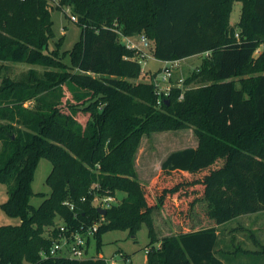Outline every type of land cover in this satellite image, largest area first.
<instances>
[{
  "label": "trees",
  "instance_id": "16d2710c",
  "mask_svg": "<svg viewBox=\"0 0 264 264\" xmlns=\"http://www.w3.org/2000/svg\"><path fill=\"white\" fill-rule=\"evenodd\" d=\"M236 2L242 9L232 25ZM54 9L72 11L82 27L79 41L64 53L61 41L49 50ZM119 33L145 35L161 62L209 55L187 73L183 99L174 87L159 105L153 82L159 72L142 81L149 71L142 73ZM261 44L264 0H61L58 8L47 0H0V183L10 185L1 207L21 221L0 227V264H109L99 256L43 257L61 226L86 231L101 217L105 223L89 241H96L98 254L103 232L134 235L146 224L147 264H237L233 240L217 228L159 239L153 213L172 197L190 200L186 194L198 186L219 221L264 209V51L255 56ZM7 63L30 70L15 79ZM243 74L253 77L239 79ZM81 111L90 115L85 124L77 119ZM187 128L199 145L166 157L161 171L171 178L162 179L160 190L153 184L154 200L138 180L140 140ZM41 158L52 163L51 194L35 208L32 183ZM116 191L126 197L100 215L96 197ZM242 252L261 257L264 247Z\"/></svg>",
  "mask_w": 264,
  "mask_h": 264
},
{
  "label": "rangeland",
  "instance_id": "374dc122",
  "mask_svg": "<svg viewBox=\"0 0 264 264\" xmlns=\"http://www.w3.org/2000/svg\"><path fill=\"white\" fill-rule=\"evenodd\" d=\"M242 9V3L233 4L230 16V23L235 25L239 19ZM72 11H64L54 9L52 11L53 33L54 37L49 42V50L58 47L61 53L70 51L79 41L82 27L76 22H72L70 16ZM256 56V55H255ZM204 56L197 55L187 59L185 63V72H192L195 67L201 64ZM65 61L69 62L70 57L67 55ZM7 74L15 79L22 76L30 70L28 65L7 63ZM164 63L158 60H149L146 69L149 71L142 81L149 82L152 72H157ZM2 72L0 73V75ZM253 75L243 74L239 79L249 80ZM67 97L70 93L66 90ZM34 102H27L26 106H32ZM88 113V112H87ZM81 111L77 119L80 123L85 124L90 115ZM199 145L198 136L193 128L171 130L166 132H152L142 136L140 144L135 154V167L138 180L149 187L150 195L155 199L156 194L153 190V184L160 190V183L164 178L161 171L162 162L166 157L177 150L185 148H197ZM52 171V163L47 158H41L35 172L32 189L35 196L31 199V204L38 208L42 202L51 194V188L46 180ZM171 178V177H170ZM169 177H165V183H169ZM158 181V182H157ZM10 185L0 183V227L9 225H19L20 219L10 217L3 209L4 204L9 199ZM190 189L188 194L191 195L190 200H184L183 196L173 198L166 206L158 207L153 213V222L156 235L159 239L164 237L178 235L201 228L215 227L219 230L221 237H226L231 242L232 249H237V264H264V255L254 257L244 254L243 250H258L264 247V209L255 212L240 214L236 217L231 216L229 220L219 221L215 216L211 215L212 205L210 201L202 197L203 188ZM185 195V194H181ZM116 202L119 203L126 197V194L116 191ZM193 199H199L195 202L190 210L189 206ZM100 204L103 209L105 205L99 200L96 204ZM113 205V204H112ZM107 209V208H106ZM251 233L253 236L251 237ZM253 238L260 241L257 245ZM102 246L97 252V244L94 240L89 249L88 258L101 257L108 261L109 264H147L148 253L146 250L151 247V237L149 228L143 224L136 234L130 235L126 230H110L101 234ZM160 241V240H159ZM161 242H157L155 247L159 248ZM125 255L126 257H123Z\"/></svg>",
  "mask_w": 264,
  "mask_h": 264
},
{
  "label": "built area",
  "instance_id": "2783aa9c",
  "mask_svg": "<svg viewBox=\"0 0 264 264\" xmlns=\"http://www.w3.org/2000/svg\"><path fill=\"white\" fill-rule=\"evenodd\" d=\"M48 3L55 8L60 7L61 0H47ZM67 11H69L67 9ZM70 19L72 22H78V17L76 15H71ZM120 34L122 43L126 46L127 49L134 51L135 61L141 65V71L145 74L148 70L146 66L149 63V60L155 59L153 55V42L147 38L145 35H140L137 38L126 37ZM236 38H239V35L236 34ZM264 51V44H261L255 51V55L258 56ZM209 55V52L202 54L206 57ZM187 59L176 60V61H165L163 67H160L158 70L159 74L156 76L153 81L159 94L158 104L160 105L163 100L169 96L171 90L174 87H179L182 89L180 99L184 97V91L186 88V78L187 73L185 72V63ZM101 201L105 205V209L109 208L114 202H116V197L105 196L103 198L96 197L95 203ZM98 208H101V205L97 204ZM105 223V218L101 217L99 221L94 223L88 230L76 229L71 230L67 229L65 226L60 227L59 238L53 243V246L49 252L44 253L43 257H66L69 259H86L88 258V253L91 245L89 241L93 240L97 234L100 225ZM148 252V249L146 250Z\"/></svg>",
  "mask_w": 264,
  "mask_h": 264
},
{
  "label": "water",
  "instance_id": "95a60500",
  "mask_svg": "<svg viewBox=\"0 0 264 264\" xmlns=\"http://www.w3.org/2000/svg\"><path fill=\"white\" fill-rule=\"evenodd\" d=\"M166 103H167V104H169V103H170V101H169V100H166ZM98 212H99V214H100V215H103V216H105V215H106V213H107V210H106V209H101V208H98Z\"/></svg>",
  "mask_w": 264,
  "mask_h": 264
},
{
  "label": "crops",
  "instance_id": "0c3cea01",
  "mask_svg": "<svg viewBox=\"0 0 264 264\" xmlns=\"http://www.w3.org/2000/svg\"><path fill=\"white\" fill-rule=\"evenodd\" d=\"M202 229V228H201ZM200 230V229H199ZM193 231H197V230H193ZM190 232H192V231H190ZM187 233V232H186ZM218 233H220L219 232V230H218ZM224 239H226V240H228V238H226V237H224ZM229 241V240H228Z\"/></svg>",
  "mask_w": 264,
  "mask_h": 264
}]
</instances>
